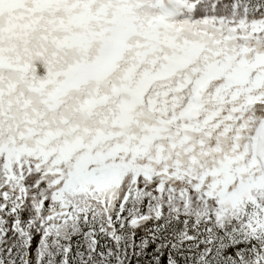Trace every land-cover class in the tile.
Masks as SVG:
<instances>
[{
  "label": "snow or ice",
  "instance_id": "obj_1",
  "mask_svg": "<svg viewBox=\"0 0 264 264\" xmlns=\"http://www.w3.org/2000/svg\"><path fill=\"white\" fill-rule=\"evenodd\" d=\"M0 264H264V0H0Z\"/></svg>",
  "mask_w": 264,
  "mask_h": 264
}]
</instances>
